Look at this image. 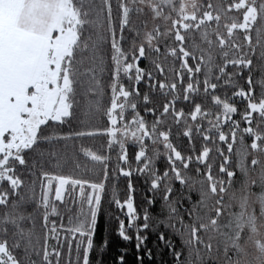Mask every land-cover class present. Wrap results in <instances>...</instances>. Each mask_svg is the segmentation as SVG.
Listing matches in <instances>:
<instances>
[{
	"label": "snow or ice",
	"instance_id": "snow-or-ice-1",
	"mask_svg": "<svg viewBox=\"0 0 264 264\" xmlns=\"http://www.w3.org/2000/svg\"><path fill=\"white\" fill-rule=\"evenodd\" d=\"M121 178L138 249L264 264V0H0V264H90Z\"/></svg>",
	"mask_w": 264,
	"mask_h": 264
},
{
	"label": "trees",
	"instance_id": "trees-1",
	"mask_svg": "<svg viewBox=\"0 0 264 264\" xmlns=\"http://www.w3.org/2000/svg\"><path fill=\"white\" fill-rule=\"evenodd\" d=\"M104 143L103 138L83 141L84 146L92 147L94 150H99ZM160 164L161 162H158V167ZM132 183L136 186V203L141 211H144L148 207L143 203L146 199L147 185L144 178L138 175L132 177ZM125 188L126 180L121 178L109 188L101 203L94 225L90 264H181V261H174V249H178L183 242V234L176 228H170L167 220L159 219L152 212H149L148 228L141 232V236H146V239L139 249L134 231L129 233L133 236L131 240H124L118 235L119 219L125 217L123 212L115 208L112 200L114 195L123 198ZM156 211L158 205L153 206V212Z\"/></svg>",
	"mask_w": 264,
	"mask_h": 264
}]
</instances>
